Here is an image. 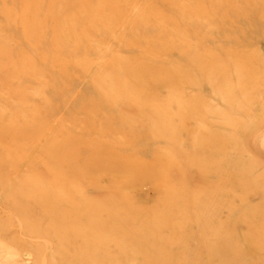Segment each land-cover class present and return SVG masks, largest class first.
<instances>
[{"label":"rangeland","instance_id":"1","mask_svg":"<svg viewBox=\"0 0 264 264\" xmlns=\"http://www.w3.org/2000/svg\"><path fill=\"white\" fill-rule=\"evenodd\" d=\"M0 264H264V0H0Z\"/></svg>","mask_w":264,"mask_h":264}]
</instances>
